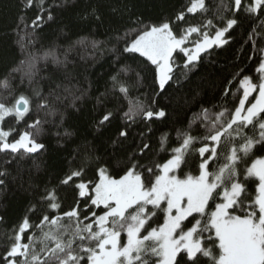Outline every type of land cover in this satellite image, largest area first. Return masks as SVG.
<instances>
[{
    "label": "snow or ice",
    "instance_id": "6c2138e0",
    "mask_svg": "<svg viewBox=\"0 0 264 264\" xmlns=\"http://www.w3.org/2000/svg\"><path fill=\"white\" fill-rule=\"evenodd\" d=\"M68 4L69 0L51 3L21 0L22 10L35 9L36 15L23 28L17 26L16 43L23 58L15 66L6 67L0 77V87L7 93L0 97V124L9 116H14L17 124L24 123L23 131L0 127V153H10L13 159L23 160L47 151L45 143L38 139L44 125L52 123L59 128L64 122V112L58 105L79 111L77 101L84 100L89 91L72 84L74 77L68 70L72 61L68 55L75 45L64 51L63 58L54 48L43 55L34 50L37 30L55 22L54 10L66 8ZM100 7V3L89 4L80 19L103 25L105 16ZM109 7L113 16L130 12L126 4L123 8L119 6V0H110ZM226 10L231 14L227 18L220 15L219 8L209 18L206 0H189L180 10L149 22L130 12L135 33L131 29L121 33L117 28L108 42H115L113 50L120 55L138 54L150 62L154 68L148 70L154 72L159 87L157 95L166 94L169 82L179 84L181 76L186 78L195 71L202 55L211 56L214 47L229 44L240 16L264 18V0H247V3L232 0ZM198 12L202 22L189 24L188 14L194 16ZM217 15L222 21L219 27L213 23ZM182 24L186 26L181 27ZM261 27L264 28V19ZM249 39H253L251 34ZM121 42L123 47L119 48ZM78 43H90L95 49L105 42L82 40ZM256 51L258 75L250 76L244 70L236 74L242 75L237 90L242 89V95L230 91L232 80H228L222 90V102L211 108L201 104L188 129L177 130V139L181 142L162 163L148 155L152 149L143 139L134 150L127 147L128 130L134 124L167 118L166 110L155 99L150 104L139 100L129 102L127 110L105 108L93 126L100 133L111 127L120 113L122 125L108 143L114 150H123L124 158L117 156L113 166L98 157L94 147L86 145L74 150L73 159L79 158V164L59 181L60 185L74 186L73 203L65 209L55 186H45L42 193H36L38 198L29 203L23 219L9 237L12 243L0 254V264H264V47ZM181 54L184 59L178 64L176 58ZM131 59L135 60L136 56L132 55ZM41 60L45 64L50 60L56 66L53 76L57 70L63 75V80L53 81L55 86L49 88L47 95L34 86L38 84L37 64ZM176 69L180 70V76ZM130 72H135L134 83L125 79ZM17 74L18 83L15 82ZM111 80V88L97 97L94 111L109 95L119 94L127 100L130 88L142 80L141 71L124 64ZM25 85L31 88L32 95L21 92L10 104L9 99ZM253 93L257 95L249 100ZM198 95L186 103L194 102ZM229 96L230 103L225 102ZM33 108L35 118L29 117L32 119L29 123L25 117ZM57 116L59 122L54 119ZM48 117L53 119L50 121ZM197 123L204 129L202 135H192V126ZM56 135L59 137L60 133ZM70 135L65 130L64 136ZM167 140V134L161 136V151H167ZM222 143L231 146L225 155L227 162L209 172V162L218 157L217 148ZM197 144L200 146L194 147ZM193 152H198L200 157L199 174L178 175L181 166L187 164L186 157ZM257 153L261 155L250 166L240 168L247 163L245 158ZM6 163L11 164L12 159ZM93 165L98 182L83 179ZM10 175L7 167L0 169V190L7 187ZM250 184L255 185L254 193L249 189ZM33 215L38 222H32ZM214 248H218V254Z\"/></svg>",
    "mask_w": 264,
    "mask_h": 264
},
{
    "label": "trees",
    "instance_id": "16d2710c",
    "mask_svg": "<svg viewBox=\"0 0 264 264\" xmlns=\"http://www.w3.org/2000/svg\"><path fill=\"white\" fill-rule=\"evenodd\" d=\"M52 0H49L51 3ZM189 0H119V6L123 8L126 4L130 12L141 15L145 22L155 20L158 17L168 16L174 11L180 10ZM100 3V11L105 16L103 25L93 20L82 21L80 16L89 8V4ZM110 0H69L66 8L54 10L56 16L55 22H49L42 28L37 30L36 43L34 50L38 54L43 55L49 49H55L58 55H61L70 45H75L74 49L69 53L68 59L72 61L68 65V70L72 73L74 79L72 84L78 85L82 88L89 89L87 96L82 101H77L79 111L71 107L58 105L61 111L64 112V122L57 128L54 124L48 123L44 125V130L38 137L47 146V151L43 154H34L30 157H25L23 160L18 158L13 159L12 154L0 153V169L7 167L10 172V177L7 181V187L0 190V254L5 252V249L12 243L11 237L13 230L17 228L23 219L28 205L34 202L36 193H42L45 186L51 188L56 187L62 206L67 209L73 203L74 186L60 185L59 181L63 176L70 171L71 168L79 164V158L73 159L75 151L78 147L83 149L84 146L94 147L95 153L102 160L108 161L115 166L114 161L117 156L124 158V151L121 149L114 150L108 141L116 134L117 128L122 125L119 119L120 113H117V119L113 125L97 133L93 122L102 114L105 108L115 109L120 107L122 110H127L129 102L135 103L137 100L150 104L153 99L158 105L162 106L167 112V118L164 120H153L143 122L140 121L134 124L129 131L128 149L134 150L135 145L139 144L143 139L148 143L152 151L148 155L158 161L164 162L172 155L171 149L179 146L180 140L177 139V130H186L189 127V121L194 119V113L199 112L201 104L211 108L213 104L221 103L222 90L228 80H232L230 88L231 92H236L242 95V89L238 90L239 79L241 76H236L238 72L244 70V73L256 77L258 74L255 71L259 53L257 49L264 47V28L261 27V20L264 18H257L255 16L242 15L239 18V23L231 32V40L229 44L222 48H213V54L208 56L202 55L201 63L197 69L187 75L186 78L180 77V83L175 84L171 81L170 86H166L167 92L160 93L158 84L155 82V75L153 71L148 69L154 68L143 57L137 54H123L114 51L115 42H108L109 37L114 35L115 29L119 28L121 33L127 29H131L135 33V27L129 19L130 12L124 11L122 15L113 16L109 7ZM232 3V0H206L210 11L207 14L212 18L213 13L219 8L220 15L224 18L231 14L228 12L227 6ZM247 3V0H245ZM21 0H0V77L4 74V69L9 65L15 66L16 63L22 59L20 48L16 43L17 32L24 27L26 22L35 17L36 10L29 9L22 10ZM220 15H217L213 23L219 27L222 23ZM135 19V16H132ZM187 21L189 24L196 25L202 22L200 13L194 16L188 14ZM186 25H181L184 27ZM253 29L256 31L253 32ZM31 31V29H28ZM249 34L253 39H249ZM97 40L105 43L100 44L98 48H93L91 44H80L79 41ZM253 40L255 41V48L253 47ZM123 47V42L118 46ZM135 55L136 59H131ZM119 57V59H118ZM251 57L252 59H249ZM182 54L177 56L176 62L182 64ZM144 63L141 64L140 62ZM131 65L133 69L141 71L142 80L138 86L130 88L129 98L126 100L122 96L109 95L104 98V104L97 108V97L105 93L106 89L111 88V77L124 65ZM147 65V68H145ZM37 67L39 74L36 77L37 85L43 94L47 95L50 87H54L53 81L59 82L63 80L62 73L57 70V75L53 76L52 72L56 66L49 60L47 64L41 60ZM177 76H180V70H175ZM130 83L135 82V72H130L128 77ZM19 81V74L16 76V83ZM64 83H67L65 80ZM23 92L29 96L32 95L31 88L21 86L17 89L15 96L9 99V103L14 102V98L18 97ZM197 93L196 100L191 103L192 97ZM7 95L5 89L0 87V97ZM249 98L253 100V97ZM70 99V98H69ZM231 101V96L227 101ZM68 102L66 101L65 104ZM35 104V98L33 100ZM35 118L33 111L25 117L29 123ZM43 118V113H41ZM50 121L53 117H48ZM59 122V116L54 118ZM4 130L8 127H15L18 131L24 130L23 121L16 123L14 116L5 118V121L0 124ZM192 135H202L204 129L199 127V124H194ZM149 128L151 129L149 131ZM67 130L71 133L70 136H64ZM59 132L58 137L56 133ZM247 134L251 132L246 129ZM167 134V151L160 150V138ZM15 135V133H14ZM11 139V137H10ZM195 145L194 147H199ZM230 145L222 143L217 148L218 157L209 162L208 170L213 172L218 170L220 166L226 163L225 155L230 151ZM208 155V154H206ZM260 153L254 156L245 158L246 164H241L243 169L250 166L253 159L257 158ZM12 159L11 164L6 161ZM187 164L181 166L178 170V175L192 174L198 175V165L200 157L198 152H193L186 157ZM85 180H92L98 182V175L95 172L94 165L87 170V174L83 177ZM79 181V178H77ZM31 186V188H30ZM26 189H28L26 191ZM250 191L254 193L255 185H249ZM211 203V201H210ZM33 223L38 222L36 216H31ZM163 220H160L162 224ZM154 227L157 225H153ZM124 235V234H122ZM207 235V233L205 234ZM26 242V241H25ZM211 246V245H210ZM218 254V248L213 249Z\"/></svg>",
    "mask_w": 264,
    "mask_h": 264
},
{
    "label": "rangeland",
    "instance_id": "374dc122",
    "mask_svg": "<svg viewBox=\"0 0 264 264\" xmlns=\"http://www.w3.org/2000/svg\"><path fill=\"white\" fill-rule=\"evenodd\" d=\"M194 36H195V34H194ZM137 55H138V54H137ZM144 59H145V58H144ZM242 91H243V90H242ZM254 94H256V93H254ZM252 95H253V94H252ZM256 95H257V94H256ZM256 95H255V96H256ZM250 97H251V96H250ZM250 97H249V98H250ZM253 102H254V101H253ZM98 180H99V179H98ZM162 223H163V222H162ZM125 241H126V235H125Z\"/></svg>",
    "mask_w": 264,
    "mask_h": 264
}]
</instances>
